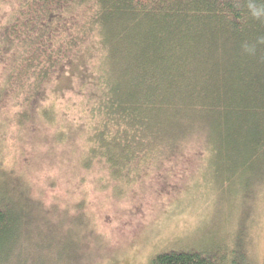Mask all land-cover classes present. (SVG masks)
Listing matches in <instances>:
<instances>
[{"label": "trees", "instance_id": "obj_1", "mask_svg": "<svg viewBox=\"0 0 264 264\" xmlns=\"http://www.w3.org/2000/svg\"><path fill=\"white\" fill-rule=\"evenodd\" d=\"M61 79L78 98L62 126L56 107L41 104ZM59 87L52 94L63 95ZM34 124L71 144L75 175L118 194L197 136L216 207L233 201L242 219L264 193V0H0V261L13 252L18 264H67L66 218L72 208L81 218L85 199L46 209L16 169L9 148ZM83 182L74 178L77 194ZM207 246L166 250L152 263L226 261ZM234 248L239 240L230 253L244 256Z\"/></svg>", "mask_w": 264, "mask_h": 264}, {"label": "rangeland", "instance_id": "obj_2", "mask_svg": "<svg viewBox=\"0 0 264 264\" xmlns=\"http://www.w3.org/2000/svg\"><path fill=\"white\" fill-rule=\"evenodd\" d=\"M67 82L61 79L50 83L48 98L41 103L56 107L60 126L76 116L73 102L78 98L65 86ZM55 85L60 86L63 95L52 94ZM54 131L51 126L34 124L23 133V139L10 142L14 147L9 153L14 152L8 155L15 157L18 171L28 173L34 189L44 193L46 209L52 203L65 206L70 201L75 206L78 197L85 199L81 218L76 216V208L66 218V228L73 233L65 257L67 264H153V257L160 252L200 248L208 242L217 245L213 250L217 258L222 254L229 262L264 264V193H258L253 204L248 199L251 207L243 208L242 219L241 208L233 201L222 204L224 209L219 210L213 200L216 183L203 174L206 163L199 157L197 136L182 148L179 157L148 164L146 172L138 175L124 194H118L110 191L112 186L106 188L109 190H94L91 175L83 170L75 175L79 157L71 153V144L54 139ZM9 141L5 142L10 146ZM73 177L84 181L83 192L77 194L72 187ZM85 215L90 225L78 230L75 223ZM237 240L243 249H234L244 256L230 253ZM26 257L23 255L22 260ZM30 263L35 264V260L30 259ZM0 264H18V256L11 252Z\"/></svg>", "mask_w": 264, "mask_h": 264}]
</instances>
